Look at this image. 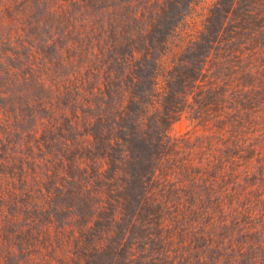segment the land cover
Instances as JSON below:
<instances>
[{
    "label": "trees",
    "instance_id": "1",
    "mask_svg": "<svg viewBox=\"0 0 264 264\" xmlns=\"http://www.w3.org/2000/svg\"><path fill=\"white\" fill-rule=\"evenodd\" d=\"M0 264H264V0H0Z\"/></svg>",
    "mask_w": 264,
    "mask_h": 264
},
{
    "label": "rangeland",
    "instance_id": "2",
    "mask_svg": "<svg viewBox=\"0 0 264 264\" xmlns=\"http://www.w3.org/2000/svg\"><path fill=\"white\" fill-rule=\"evenodd\" d=\"M187 128H189L188 123L184 119H182V120L178 121L177 123H175L174 132H176V133L183 132Z\"/></svg>",
    "mask_w": 264,
    "mask_h": 264
}]
</instances>
